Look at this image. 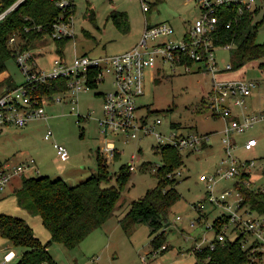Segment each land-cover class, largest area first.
Listing matches in <instances>:
<instances>
[{
	"label": "rangeland",
	"instance_id": "374dc122",
	"mask_svg": "<svg viewBox=\"0 0 264 264\" xmlns=\"http://www.w3.org/2000/svg\"><path fill=\"white\" fill-rule=\"evenodd\" d=\"M145 1L149 5L146 13L142 10L141 0H74V37L65 44L62 55L58 53L57 43L48 38L30 50L35 55L38 67L49 71L55 59L63 57L71 61L75 54L99 57L127 52L138 45L146 22L151 25L166 22L173 26L175 33L170 38L178 42L200 12L194 4L186 5L183 0ZM115 12L127 14L130 24L128 33L120 32L115 26L111 18ZM263 15V12L260 13L257 20H261ZM263 41L264 25L257 36V42ZM233 53V47L216 48L218 69L223 70L232 64ZM260 62H250L222 77L226 80H252L258 84L252 96L246 99L247 109H235V114L240 118L264 112V75L258 67ZM201 66L196 63L191 71H187L183 66L158 61L154 69L147 71L145 94L138 100L140 116L151 113L152 117L163 119V133L176 132L184 136L197 134L209 138L208 146L199 151H181L183 166L176 174V188L181 199L170 210L167 225L163 228L164 245L168 250L162 253L161 249H154L148 222H132L126 225L127 229L121 225V220L130 211L132 203L144 198L159 183L157 173L164 161L155 150L159 147L158 142L153 136L140 140L117 136L112 139L115 140L119 157L108 164L107 170L110 175L119 173L123 166L131 165L133 157L137 156L130 182L122 192L112 217L102 228L94 231L72 250L58 243L49 246L48 251L56 264H195V246L203 242V237L208 242L214 239L215 233L208 231L206 227L224 211L215 212L209 208L205 216L207 223L191 226V221L198 218L195 207L207 194L206 184L200 182V176H215L222 161L227 158L223 143L225 122L214 117L211 109L207 108L213 83L207 70L200 71ZM7 79L11 80V85L17 86L26 81L15 59L8 61L6 70L0 74V95L9 86V81L5 82ZM111 81L112 77L98 88L80 95L77 108L79 115L72 112L68 101L61 104L49 103L44 107L47 119L33 121L24 128L0 127V164L9 162L17 165L34 159L38 173L31 168L22 177L48 176L53 180H66L69 186H76L97 176V155L105 145L97 123L102 117L104 105L102 96L98 94L110 92ZM49 131L52 132V137L47 140L45 137ZM250 138L256 139L258 144L252 151H246L244 145ZM232 141L235 157L242 162L253 163L249 186L253 190L264 191V121L243 134H232ZM55 143L66 148L69 154L67 161L60 159ZM22 177L14 178L0 195V214L22 218L32 227L35 236L47 244L51 240V234L35 214L30 200L23 192ZM239 177L220 180L215 194L230 192L233 194L230 197L232 201ZM115 185L114 180L108 184ZM177 217L182 220L177 221ZM207 241L203 246L208 244ZM10 250H15L17 254L23 251L0 238V262ZM155 252L158 253L154 255Z\"/></svg>",
	"mask_w": 264,
	"mask_h": 264
},
{
	"label": "built area",
	"instance_id": "2783aa9c",
	"mask_svg": "<svg viewBox=\"0 0 264 264\" xmlns=\"http://www.w3.org/2000/svg\"><path fill=\"white\" fill-rule=\"evenodd\" d=\"M183 1L186 5L194 4L200 12L184 37L178 42H174L170 38L175 33L173 26L166 22L152 25L146 22L138 45L122 54L99 57L75 54L71 61L59 57L53 61L49 71L38 67L35 55L31 51L18 54L16 63L26 77V81L14 90L0 95V127L24 128L33 121L47 119L44 107L49 104V100L43 97L40 101L29 95L30 91L35 90L39 85H44L49 81L64 80L67 89L53 98L55 104L68 101L71 104L72 112L79 115L77 108L80 95L98 88L112 77V90L105 94H99L102 96L104 105L102 117L97 121L105 142V145L99 149V153L107 165L112 163L118 154L115 140L112 139L117 136H125L129 140H140L153 136L159 146H171L181 151L186 149L199 151L204 144H207L209 140L207 136L197 134L184 136L176 132L163 133L161 131L163 119L152 117L151 113L140 116L138 100L145 94L147 71L154 69L158 61L183 66L187 71H191L194 64L200 63L202 65L200 71L207 70L213 83L207 100L208 107L211 109L212 115L225 122L223 143L227 158L222 161L221 168L218 169L215 176H200V182L206 184L207 194L204 200L196 205L198 218L194 222L191 221V226L196 227L197 224L207 223L208 219L205 216L209 208L215 212L218 210L224 212L206 227L208 231L215 233L214 239L208 242V239L203 237V242L195 246V251H201L205 247L214 250L217 241L219 243L235 241L240 234H243L245 235L244 247H255L258 244L255 250L261 252V264H264V218L241 206L242 196L238 190H236L235 198L232 201L230 197L233 194L230 192L215 194L216 185L220 180L234 179L244 171L250 172L253 163L242 162L234 155L232 134H243L259 122L264 121V112L259 115H245L243 118L235 114V109H246V99L252 96L258 84L252 80L222 78L225 73L232 71L233 67L230 64L223 70L218 69L215 57L217 47L214 44V36L219 33L220 21L223 18L222 10L236 9L237 15L242 16L246 12L253 13L259 7H264V0ZM57 5L65 10L69 5V0H61ZM141 6L144 13L148 12L149 5L145 0H141ZM4 16H1L0 19ZM72 18L73 16L66 22L64 17H61L59 22L54 25L53 33L48 39L56 41L73 38ZM231 25L232 23L229 22L226 27L230 28ZM14 42L15 39H11V43ZM222 48L231 49V46ZM185 57L192 60L193 63L187 64ZM92 85L95 88H92ZM51 137L52 132L49 131L45 138L50 140ZM257 144L256 139L250 138L246 141L244 149L252 151ZM54 147L60 159L67 161L69 154L66 148L56 143ZM136 158L137 156L133 157L130 165L131 171L135 170L134 161ZM34 164V159L17 165H12L9 162L0 164V195L14 178L22 177L27 169L33 168L38 173ZM225 217L228 218V222L222 223L220 232L217 233L214 221L217 218ZM176 220L180 221L182 218L177 217ZM205 241L208 244L203 246ZM162 249H165V246ZM157 253L155 252L154 255ZM14 258V253L9 251L0 264H11Z\"/></svg>",
	"mask_w": 264,
	"mask_h": 264
},
{
	"label": "trees",
	"instance_id": "16d2710c",
	"mask_svg": "<svg viewBox=\"0 0 264 264\" xmlns=\"http://www.w3.org/2000/svg\"><path fill=\"white\" fill-rule=\"evenodd\" d=\"M59 1L61 0H0V17L5 15L0 19V74L6 70L8 61L16 60L18 54L33 50L38 44L45 42L61 17L68 22L74 16V0H69L65 10L57 5ZM262 12L264 14V7H259L253 13L246 12L242 16L237 15L236 9L222 10L223 18L219 33L214 36V44L217 48L233 47V70H239L250 62L261 61L258 67L264 75V41L257 42L258 32L264 25V15L261 20H257ZM111 18L120 32L130 31L127 14L115 12ZM229 22L232 25L227 28ZM13 38L15 42L11 43ZM69 40L65 38L55 41L58 53L63 54L62 50ZM185 61L187 64L193 63L187 57ZM7 81L9 86L2 94L20 86L11 85L10 79L5 82ZM93 87L95 88L94 85ZM66 89L64 80L49 81L30 91L29 95L38 100L45 97L50 104H55L53 98ZM205 146L204 144L202 148ZM155 150L164 161L163 167L157 173L159 183L144 198L132 203L130 211L121 220V225L127 229L126 225L132 222H148L153 237L152 246L165 253L168 248L162 249L165 246L163 228L167 225L170 210L181 199L176 188V174L183 166V158L181 150L171 146H159ZM118 154L115 159L119 157ZM97 161V176H92L76 186H69L63 179L53 180L48 176L22 177L23 192L30 200L35 214L50 232L51 240L47 244L42 243L25 220L0 214V238L14 248L23 250L18 261L13 259V264H56L48 251L49 246L58 243L72 250L112 217L122 192L130 182L132 171L130 165H127L119 173L110 175L108 165L99 152ZM145 168L146 166L143 169ZM251 175V172L244 171L235 188L242 196L241 206L264 218V191L251 189ZM113 180L116 185L108 186ZM226 222L227 217L214 221L217 233L220 232L221 224ZM244 239L245 235L240 234L235 241H217L214 250L205 247L201 251H195V264H261L262 254L255 250L258 244L255 247H244Z\"/></svg>",
	"mask_w": 264,
	"mask_h": 264
},
{
	"label": "crops",
	"instance_id": "0c3cea01",
	"mask_svg": "<svg viewBox=\"0 0 264 264\" xmlns=\"http://www.w3.org/2000/svg\"><path fill=\"white\" fill-rule=\"evenodd\" d=\"M4 91H6V90H4ZM3 91V92H4ZM247 109V108H246ZM208 146V144H206V146L205 147H207ZM66 181V180H65ZM204 200V199H203ZM102 228V227H101ZM7 246H5V248H6ZM1 250H4V248L3 249H1ZM10 251H12L13 253H14V257H15V260L14 261H16L18 258H20V254H17V252L15 251V250H10Z\"/></svg>",
	"mask_w": 264,
	"mask_h": 264
},
{
	"label": "water",
	"instance_id": "95a60500",
	"mask_svg": "<svg viewBox=\"0 0 264 264\" xmlns=\"http://www.w3.org/2000/svg\"><path fill=\"white\" fill-rule=\"evenodd\" d=\"M13 9V8H12Z\"/></svg>",
	"mask_w": 264,
	"mask_h": 264
}]
</instances>
